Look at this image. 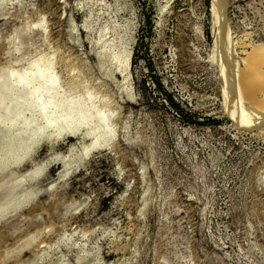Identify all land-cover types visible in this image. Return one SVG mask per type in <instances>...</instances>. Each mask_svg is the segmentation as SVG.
<instances>
[{
    "label": "rangeland",
    "instance_id": "1",
    "mask_svg": "<svg viewBox=\"0 0 264 264\" xmlns=\"http://www.w3.org/2000/svg\"><path fill=\"white\" fill-rule=\"evenodd\" d=\"M0 264H264V0H0Z\"/></svg>",
    "mask_w": 264,
    "mask_h": 264
},
{
    "label": "bare ground",
    "instance_id": "2",
    "mask_svg": "<svg viewBox=\"0 0 264 264\" xmlns=\"http://www.w3.org/2000/svg\"><path fill=\"white\" fill-rule=\"evenodd\" d=\"M129 55L130 54H126L125 56H124V58H123V60L122 61H120L121 63H120V67H119V70L121 71V73L122 74H125V72L127 71V68H128V64H129ZM118 57H120V54L118 53V55H117V58ZM119 59V58H118ZM13 73H12V75H19V71H18V69H17V71L15 70V72L14 71H12ZM18 77V76H17ZM18 89V88H17Z\"/></svg>",
    "mask_w": 264,
    "mask_h": 264
},
{
    "label": "trees",
    "instance_id": "3",
    "mask_svg": "<svg viewBox=\"0 0 264 264\" xmlns=\"http://www.w3.org/2000/svg\"><path fill=\"white\" fill-rule=\"evenodd\" d=\"M169 99H170V101H171L172 103H175L174 100H173V98L169 97Z\"/></svg>",
    "mask_w": 264,
    "mask_h": 264
}]
</instances>
